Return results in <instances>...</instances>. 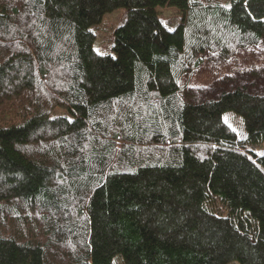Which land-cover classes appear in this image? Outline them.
Segmentation results:
<instances>
[{
    "label": "trees",
    "instance_id": "1",
    "mask_svg": "<svg viewBox=\"0 0 264 264\" xmlns=\"http://www.w3.org/2000/svg\"><path fill=\"white\" fill-rule=\"evenodd\" d=\"M262 57L264 0H0V264H264Z\"/></svg>",
    "mask_w": 264,
    "mask_h": 264
},
{
    "label": "rangeland",
    "instance_id": "2",
    "mask_svg": "<svg viewBox=\"0 0 264 264\" xmlns=\"http://www.w3.org/2000/svg\"><path fill=\"white\" fill-rule=\"evenodd\" d=\"M122 16H112L111 18L109 19H106L104 24H103V27L95 30V34H96V37H97V42H96V49H98L99 51H103L105 49H102V48H105L109 45V42H110V36H107L106 35V28L107 26H110V25H116L117 23H119V20L121 19ZM161 17H162V22L163 24L168 27V28H174L177 26L178 24V17H177V13L174 12L173 10L171 9H164L161 11ZM107 49V48H106ZM258 52V51H257ZM258 55H262V54H258ZM241 59L238 60L237 63L239 64H242L244 63V65H246L245 62L246 61V58H247V55L243 56V57H240ZM264 59V57H262ZM203 68H201L200 70H198L195 74L194 77H192V80H190V82H193V83H190V86L191 85H194V86H204V85H207V83L210 82V77L208 75V72L207 71H204ZM53 116H67L66 112L64 111H61L59 109L55 110ZM249 150L255 154L256 156H260V155H263L264 154V142L261 144V145H258V146H250L249 147ZM218 207H216V210L217 212L221 211V210H224L221 208L220 205H217ZM221 213V212H220ZM116 260V261H115ZM115 261V264H122V260L120 257H116L114 259ZM121 262V263H120Z\"/></svg>",
    "mask_w": 264,
    "mask_h": 264
}]
</instances>
